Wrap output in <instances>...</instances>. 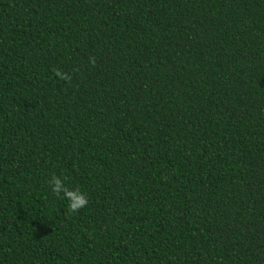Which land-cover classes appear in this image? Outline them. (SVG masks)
<instances>
[{"label":"trees","instance_id":"16d2710c","mask_svg":"<svg viewBox=\"0 0 264 264\" xmlns=\"http://www.w3.org/2000/svg\"><path fill=\"white\" fill-rule=\"evenodd\" d=\"M0 264H264V0H0Z\"/></svg>","mask_w":264,"mask_h":264},{"label":"clouds","instance_id":"9594fccd","mask_svg":"<svg viewBox=\"0 0 264 264\" xmlns=\"http://www.w3.org/2000/svg\"><path fill=\"white\" fill-rule=\"evenodd\" d=\"M90 63L95 65V58L90 57ZM56 75L64 80H70L71 77L68 75H62L59 71H56ZM67 178L65 177V180ZM51 192L57 197L61 198V193H63L64 199L68 200V212L69 214L79 212L80 209L84 208L88 204V197L83 194L79 189H69L60 177L53 174L51 179L48 180Z\"/></svg>","mask_w":264,"mask_h":264}]
</instances>
